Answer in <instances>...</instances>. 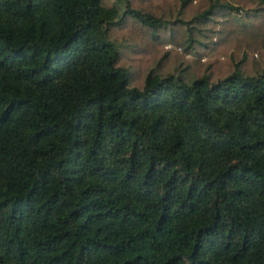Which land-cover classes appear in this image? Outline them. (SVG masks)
<instances>
[{
	"label": "trees",
	"instance_id": "trees-1",
	"mask_svg": "<svg viewBox=\"0 0 264 264\" xmlns=\"http://www.w3.org/2000/svg\"><path fill=\"white\" fill-rule=\"evenodd\" d=\"M122 1L0 0V264H264V0Z\"/></svg>",
	"mask_w": 264,
	"mask_h": 264
},
{
	"label": "rangeland",
	"instance_id": "rangeland-1",
	"mask_svg": "<svg viewBox=\"0 0 264 264\" xmlns=\"http://www.w3.org/2000/svg\"><path fill=\"white\" fill-rule=\"evenodd\" d=\"M106 2L110 5H115L119 11L120 16L121 13L125 10V2H123L122 0H106ZM115 44H117V41H115Z\"/></svg>",
	"mask_w": 264,
	"mask_h": 264
},
{
	"label": "built area",
	"instance_id": "built-area-1",
	"mask_svg": "<svg viewBox=\"0 0 264 264\" xmlns=\"http://www.w3.org/2000/svg\"><path fill=\"white\" fill-rule=\"evenodd\" d=\"M169 47V45H166V48H168Z\"/></svg>",
	"mask_w": 264,
	"mask_h": 264
}]
</instances>
